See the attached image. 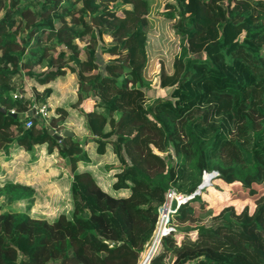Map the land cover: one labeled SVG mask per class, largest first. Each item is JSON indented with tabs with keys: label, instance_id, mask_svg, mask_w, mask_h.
<instances>
[{
	"label": "trees",
	"instance_id": "trees-1",
	"mask_svg": "<svg viewBox=\"0 0 264 264\" xmlns=\"http://www.w3.org/2000/svg\"><path fill=\"white\" fill-rule=\"evenodd\" d=\"M153 1L0 0V264H136L170 188L150 264H264V0H167L187 52L150 98ZM33 104L46 124L26 126ZM213 171L254 209L207 207Z\"/></svg>",
	"mask_w": 264,
	"mask_h": 264
},
{
	"label": "rangeland",
	"instance_id": "rangeland-1",
	"mask_svg": "<svg viewBox=\"0 0 264 264\" xmlns=\"http://www.w3.org/2000/svg\"><path fill=\"white\" fill-rule=\"evenodd\" d=\"M166 1L167 0H154L153 1V4H156V8L151 15L152 20H151L150 28H149V34L153 36V38L150 39L153 44L152 52L154 53V56H152L153 65H152V69L150 72L151 83L153 87L151 89H147L146 91L148 97L150 98H153L157 96L158 94L163 95L169 92V90L171 89L170 86H166V85L160 86L158 83L157 76L159 73L160 62H162L164 66L166 67L172 55L177 54V57L182 58L186 55V52H187L186 43L184 41V38L176 34V32L174 31L173 19H165L164 17L161 16L163 14H167L168 12L165 8L161 9L163 4ZM157 9L158 10L161 9V12L157 11ZM217 14L221 17L225 16V14L221 10H218ZM243 35L244 33L236 35L235 37H233L232 41H236L237 39L243 37ZM108 57L110 56L109 55L103 56L104 60L107 59ZM104 60L102 59L99 60V64H101V66ZM19 86H20L19 89H23L25 90V92H28L29 94L32 92V89L30 88L27 77H25L22 81H20ZM23 86H26V88H22ZM94 109L96 113V121L93 120L95 123L94 125H92V128H93L92 130L94 133L99 134L102 131H104V129L108 130L110 128L111 121L110 119H105L95 107ZM215 174L216 173H213V172L204 174L202 184L199 186L200 192L204 190L207 191V186H211L212 184L211 180L214 179ZM238 189L239 191H244L245 194L247 193L244 188L239 187ZM229 190H232V189H229ZM175 194H176V197H174L173 200L177 201V203L180 202L183 197H185L181 193L175 192ZM253 199H254V196H249L248 202L252 204ZM224 202H228V201H224ZM194 203L195 202L191 203L193 210L195 208ZM228 204H233V203H228ZM235 204H236L235 206H237L238 208L239 206L238 203H235ZM172 205H173V202H172ZM218 208L220 207H215V208L212 207L211 209L213 210V212H217ZM195 210H194L195 213H198L200 211V210H196V211ZM203 217L205 221L208 220V217L205 214H203ZM193 234H194V231L191 232L192 236H194Z\"/></svg>",
	"mask_w": 264,
	"mask_h": 264
},
{
	"label": "built area",
	"instance_id": "built-area-1",
	"mask_svg": "<svg viewBox=\"0 0 264 264\" xmlns=\"http://www.w3.org/2000/svg\"><path fill=\"white\" fill-rule=\"evenodd\" d=\"M22 88H26L23 86ZM19 91L15 94V97H22L24 95H32V92L29 94L28 92ZM32 116H30L25 124L26 126H30L32 124L33 117L35 116L38 119V123L46 124V117L48 116V110L45 106H37L33 104L31 107ZM11 113H14V109L10 110ZM164 203L160 206L158 216L156 219V223L152 232L151 239L146 242L144 248L140 251L139 257L136 264H150V261L153 255L161 248L162 236L169 231L170 227L168 225V220L170 213L174 210L172 205V200L176 197L175 191L173 188H170L166 192Z\"/></svg>",
	"mask_w": 264,
	"mask_h": 264
},
{
	"label": "crops",
	"instance_id": "crops-1",
	"mask_svg": "<svg viewBox=\"0 0 264 264\" xmlns=\"http://www.w3.org/2000/svg\"><path fill=\"white\" fill-rule=\"evenodd\" d=\"M29 85H30V83H29ZM30 88H31V86H30ZM83 106H85L86 109H91L93 106L92 100L90 98L87 99L83 103ZM67 128L70 129L69 127H67ZM114 168L115 167H110L109 169L112 170ZM214 173H216V172H214ZM211 181H212L211 186H207V192H204L202 195V197L207 202V207H211V208L212 207H214V208L220 207L221 208L222 206H224L228 203H233L234 205H236L235 203H238V205H239L238 208H237V206H235V207L239 211L243 207V205L247 203L249 205L250 211H252L254 209V206H255L254 199L252 201L253 202L252 204L248 202V197L250 195L248 194L247 189L242 187L241 182L235 181L233 183L228 184V183H226L220 179H217V178H214ZM216 184L221 189H217V187L215 186ZM254 186L257 187V184H254ZM239 187L244 188L247 193L245 194L244 191H239V189H238ZM229 189H232V190H229ZM237 191H238L239 195H238ZM224 201H228V202H224ZM194 204H195L194 210L196 209V210L201 211V208H200L198 202H195ZM220 208H218V210Z\"/></svg>",
	"mask_w": 264,
	"mask_h": 264
},
{
	"label": "water",
	"instance_id": "water-1",
	"mask_svg": "<svg viewBox=\"0 0 264 264\" xmlns=\"http://www.w3.org/2000/svg\"><path fill=\"white\" fill-rule=\"evenodd\" d=\"M0 110L3 111V112H6V109L4 107H2V106H0ZM49 133H51L56 139H61V138H63L66 135H73V132L70 129H68V128H65L60 133H58V132L54 131V129L50 128L49 129Z\"/></svg>",
	"mask_w": 264,
	"mask_h": 264
},
{
	"label": "bare ground",
	"instance_id": "bare-ground-1",
	"mask_svg": "<svg viewBox=\"0 0 264 264\" xmlns=\"http://www.w3.org/2000/svg\"><path fill=\"white\" fill-rule=\"evenodd\" d=\"M213 173H214V171H213Z\"/></svg>",
	"mask_w": 264,
	"mask_h": 264
}]
</instances>
